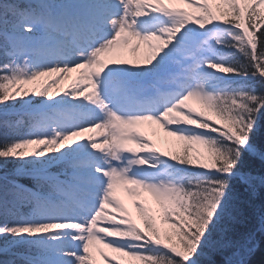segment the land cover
<instances>
[{
  "label": "snow or ice",
  "instance_id": "obj_1",
  "mask_svg": "<svg viewBox=\"0 0 264 264\" xmlns=\"http://www.w3.org/2000/svg\"><path fill=\"white\" fill-rule=\"evenodd\" d=\"M97 256L264 264V0H0V264Z\"/></svg>",
  "mask_w": 264,
  "mask_h": 264
},
{
  "label": "rangeland",
  "instance_id": "obj_2",
  "mask_svg": "<svg viewBox=\"0 0 264 264\" xmlns=\"http://www.w3.org/2000/svg\"><path fill=\"white\" fill-rule=\"evenodd\" d=\"M128 49H122V52L126 51ZM121 52V51H120ZM119 53V52H118ZM111 53L105 54V59L110 56ZM145 54L142 53L141 48L136 52L133 53L132 56L127 59L133 62H142L143 57ZM77 73L76 72H71L68 73L66 78H61L59 81L55 84H52L51 86L48 87V92L51 94H56L57 92L62 93L66 89H68L69 85L72 84L73 80L76 78ZM55 77L54 76H47V77H41L39 81L35 82L34 84H29V85H22L21 87L24 89H27L28 91H32L34 88H40L43 87L45 84H48L49 81L53 80ZM202 106L198 103V110L201 111ZM211 115V113H208ZM141 126H145V135L148 136L150 140H152L153 144L155 147L160 149L161 151L165 152H178L181 145L183 142L177 141L173 137H168L166 134L160 130L158 125L151 124L150 122H146V124H141ZM193 148H199L200 151H203L201 146H196L193 145ZM117 196L120 198L122 203L124 204L125 208L128 210V212L131 214L132 218L136 223L140 226H142V222L140 219V214L136 212L135 208L133 207V200L135 197L130 196L128 193H126L122 188H118L116 191ZM146 203L147 207L152 211L153 214L158 215V205L156 204L155 200L151 197L146 196ZM166 227V226H165ZM105 251H107L105 249ZM109 256L113 259L115 262L117 259H122V260H128V258H122L120 257L119 253H108ZM97 264H104L102 260L97 256ZM134 264V262H133Z\"/></svg>",
  "mask_w": 264,
  "mask_h": 264
},
{
  "label": "trees",
  "instance_id": "obj_3",
  "mask_svg": "<svg viewBox=\"0 0 264 264\" xmlns=\"http://www.w3.org/2000/svg\"><path fill=\"white\" fill-rule=\"evenodd\" d=\"M15 111H19V107L17 109H15ZM26 129L24 128V126H21V131H25ZM259 203V201H258ZM247 225H245L243 222H241L240 224L235 226V230L233 235L235 236V238H239L240 234L243 233L246 229ZM217 259H220V257H217Z\"/></svg>",
  "mask_w": 264,
  "mask_h": 264
},
{
  "label": "bare ground",
  "instance_id": "obj_4",
  "mask_svg": "<svg viewBox=\"0 0 264 264\" xmlns=\"http://www.w3.org/2000/svg\"><path fill=\"white\" fill-rule=\"evenodd\" d=\"M145 49V53L147 54V49L145 48V46L143 47ZM112 58H117V57H112ZM190 107H193L195 109H198V103L196 100H189L186 102Z\"/></svg>",
  "mask_w": 264,
  "mask_h": 264
}]
</instances>
